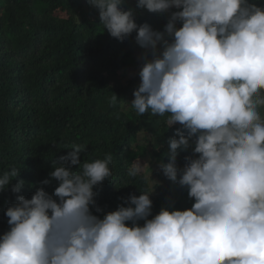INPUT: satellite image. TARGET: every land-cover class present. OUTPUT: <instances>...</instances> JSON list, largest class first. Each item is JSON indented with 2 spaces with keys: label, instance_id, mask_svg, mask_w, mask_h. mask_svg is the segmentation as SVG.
<instances>
[{
  "label": "clouds",
  "instance_id": "9594fccd",
  "mask_svg": "<svg viewBox=\"0 0 264 264\" xmlns=\"http://www.w3.org/2000/svg\"><path fill=\"white\" fill-rule=\"evenodd\" d=\"M87 2L113 38L136 33L143 52L131 107L139 115L167 114L168 128L180 125L159 168L195 202L152 216V178L155 187L122 198L101 217L96 189L113 181L112 155L82 163L86 145L73 144L53 161L52 193L45 179L30 199L17 195L7 208L0 264H264V5L136 0L137 9L168 14L159 30L138 24L125 0ZM145 165L134 162L128 176L147 182ZM19 174L14 167L0 174V191L20 193L26 181L12 183Z\"/></svg>",
  "mask_w": 264,
  "mask_h": 264
},
{
  "label": "trees",
  "instance_id": "16d2710c",
  "mask_svg": "<svg viewBox=\"0 0 264 264\" xmlns=\"http://www.w3.org/2000/svg\"><path fill=\"white\" fill-rule=\"evenodd\" d=\"M125 7L135 10L138 24L163 30L167 23V13L137 9L136 0H125ZM135 35L113 38L87 0H0V174L14 167L20 174L12 183L26 181L18 194L0 191V236L10 228L5 212L17 195L30 199L45 179L51 180L44 186L49 193L58 186L49 176L53 161L73 144L86 145L82 163L112 155L113 181L96 189L101 217L124 203L122 198L155 187V181L152 216L163 207L193 206L187 189L159 168L161 160L168 162L167 141L180 125L168 128L167 114L139 115L131 107L143 52ZM190 154L191 149L180 152L178 167ZM134 162L146 163L147 182L128 176Z\"/></svg>",
  "mask_w": 264,
  "mask_h": 264
},
{
  "label": "rangeland",
  "instance_id": "374dc122",
  "mask_svg": "<svg viewBox=\"0 0 264 264\" xmlns=\"http://www.w3.org/2000/svg\"><path fill=\"white\" fill-rule=\"evenodd\" d=\"M142 145H144V147L146 146L145 144H142ZM154 153H155V152H154ZM154 153H153V154H154ZM147 164H148L147 166H149V163H148V161H147ZM153 183H155V182H153Z\"/></svg>",
  "mask_w": 264,
  "mask_h": 264
}]
</instances>
